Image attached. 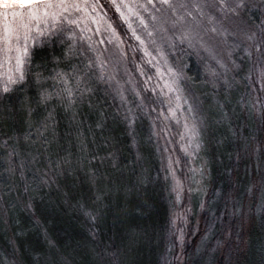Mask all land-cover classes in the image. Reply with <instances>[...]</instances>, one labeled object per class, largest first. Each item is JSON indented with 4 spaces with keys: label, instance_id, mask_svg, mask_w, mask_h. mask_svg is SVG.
I'll return each mask as SVG.
<instances>
[{
    "label": "snow or ice",
    "instance_id": "6c2138e0",
    "mask_svg": "<svg viewBox=\"0 0 264 264\" xmlns=\"http://www.w3.org/2000/svg\"><path fill=\"white\" fill-rule=\"evenodd\" d=\"M193 55L210 91H200L198 77L186 72L184 57ZM92 113L95 121L86 124ZM233 116L245 127L234 128ZM61 118L78 153L60 150ZM109 119L124 125L133 146L137 129L147 126V142L155 138L161 158L155 177L140 151L129 167L119 149L90 150ZM249 121L259 137L244 138L261 179L243 193L235 181L218 187L206 158L214 126L237 136ZM0 155V220L12 227L14 212L16 227L25 223L19 232L13 227V237L37 234L29 264H81L82 255L91 258L87 264H136L147 229L133 220L147 214L161 173L174 237L164 264H217L226 249L227 264H264V243L249 262L242 235L257 222L264 229V0H0ZM197 210L203 231L199 221L191 227ZM58 213L87 221L86 242L72 247L50 232ZM108 218L123 229L120 246L105 243L101 224ZM216 231L222 236L212 247L207 241ZM193 232L201 241L187 254ZM9 246L11 258L0 264H24L15 239Z\"/></svg>",
    "mask_w": 264,
    "mask_h": 264
},
{
    "label": "trees",
    "instance_id": "16d2710c",
    "mask_svg": "<svg viewBox=\"0 0 264 264\" xmlns=\"http://www.w3.org/2000/svg\"><path fill=\"white\" fill-rule=\"evenodd\" d=\"M256 14V13H255ZM255 17V16H254ZM252 19V27L255 26V18ZM187 64L186 72L191 77H198L195 80V84L200 91L210 89L206 85L202 84L203 76L201 70L203 65L197 60L196 57L185 58ZM243 91V88L240 89ZM234 106V105H233ZM241 110L238 108L237 112ZM95 113L86 115V124L95 121ZM233 127L244 128L245 121L243 117L237 119L233 116ZM67 121L63 118L60 120L59 127V144L60 150L66 152L68 150L78 153V147L70 141L66 134ZM147 126H143L137 129L136 140L137 144L133 146L132 137L128 135L124 128V125L117 123L109 119L108 126L104 133L101 134L100 130H96V141L90 146L91 151L98 152L100 155H105L109 151H115L119 149L118 155L125 161L129 167L132 166L137 152L140 151L144 157V165L146 168L151 169V175L156 176L157 171L160 169V156L155 151V138L153 143L147 142ZM251 134L259 137L258 124L251 121L247 124V129L243 135L231 136L226 132L225 128L220 125L214 126L213 137L209 139L207 144L206 158L210 161V167L212 169L213 183L218 187H227L232 181H235L241 193H243L245 187L252 183L258 182L261 179V172L256 168L257 159L256 155L252 153L251 148L248 147V141L245 140V136ZM228 135L230 138L223 143V137ZM107 137V141L105 140ZM89 134V139H91ZM163 141H160L163 146ZM233 173L229 176L228 173ZM6 176L3 169V157L0 155V188H3V181ZM163 173H161V180L158 185L150 189L148 198L151 201V206L147 210V214L143 217H135L133 222L141 224L147 229V235L142 239L134 255L136 264H164L165 259H172L168 255L167 248L169 244L174 240V237L170 235L169 217L171 215V205L168 199V190L164 186ZM84 179L83 174H80V179L75 181L77 186L73 189L74 193L81 190V181ZM83 191L87 190L86 184L82 188ZM52 198L55 199V193H52ZM47 199V197H46ZM221 209L223 205L219 206ZM15 213H10V219L13 220V226L5 228L3 221L0 220V261L11 258L12 249L9 246L10 239H15L17 245V254L20 256L24 264H29L31 259V247L37 242V234L35 232L25 231L24 235L13 237V227L15 225ZM201 213L197 210V213L192 215L191 227L195 228L199 221V227L203 231L207 226L201 220ZM231 220V217L228 218ZM25 221L21 220L20 226L16 227V231L19 232L23 227ZM219 227H223L224 224L218 222ZM48 228L52 234L60 237L62 240L71 243L72 247H75L77 241L86 242L88 237L89 225L83 217H77L71 213L64 214L58 213L51 218ZM103 229V236L106 244H112L113 242L121 245V234L123 229L119 226H113L111 218H108L101 224ZM238 228V227H237ZM248 251L247 259L249 262L259 259V249L262 243H264V229L259 225V222L252 225L248 229ZM222 233L216 231L209 233V240L207 241L212 247H215V241L217 238H221ZM236 237H233L235 240ZM201 233L193 232L186 236V253L191 254L194 252V247L200 244ZM87 256H78L77 260L81 264H87L90 260ZM200 257L193 256V260H199ZM235 259V257H234ZM217 264H224L225 259L221 253L216 254Z\"/></svg>",
    "mask_w": 264,
    "mask_h": 264
},
{
    "label": "rangeland",
    "instance_id": "374dc122",
    "mask_svg": "<svg viewBox=\"0 0 264 264\" xmlns=\"http://www.w3.org/2000/svg\"><path fill=\"white\" fill-rule=\"evenodd\" d=\"M255 26L253 27V29L254 30H257L258 31V29L256 28V26L257 25H259L260 24V22H261V17H260V14H259V12H256V14H255ZM192 57H196V56H192ZM185 58L186 57H184V60H185ZM197 58V57H196ZM200 73H202V78L204 79V69L203 70H201V72ZM255 87H259V85L257 84ZM163 141V140H162ZM168 147H173V145H168ZM248 229L249 228H246L245 230H244V232L242 233V235L244 236V239H245V241H247V239H248ZM237 231H239V228H237ZM232 253H231V250L230 249H226L225 250V252L223 253V254H221V255H223V257H224V259H225V263L224 264H227V260H228V258H229V256L231 255ZM233 259H234V256H233Z\"/></svg>",
    "mask_w": 264,
    "mask_h": 264
}]
</instances>
